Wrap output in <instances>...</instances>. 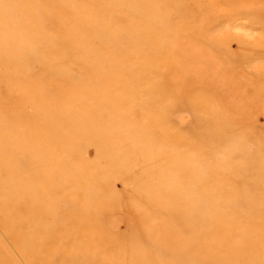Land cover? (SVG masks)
<instances>
[{"label": "rangeland", "instance_id": "1", "mask_svg": "<svg viewBox=\"0 0 264 264\" xmlns=\"http://www.w3.org/2000/svg\"><path fill=\"white\" fill-rule=\"evenodd\" d=\"M0 264H264V0H0Z\"/></svg>", "mask_w": 264, "mask_h": 264}]
</instances>
